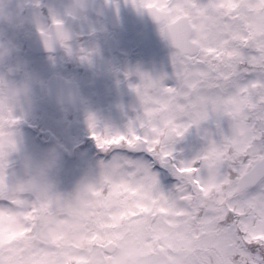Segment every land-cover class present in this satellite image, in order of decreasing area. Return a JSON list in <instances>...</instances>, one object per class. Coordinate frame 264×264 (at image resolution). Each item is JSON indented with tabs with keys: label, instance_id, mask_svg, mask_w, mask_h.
Listing matches in <instances>:
<instances>
[{
	"label": "snow or ice",
	"instance_id": "snow-or-ice-1",
	"mask_svg": "<svg viewBox=\"0 0 264 264\" xmlns=\"http://www.w3.org/2000/svg\"><path fill=\"white\" fill-rule=\"evenodd\" d=\"M131 2L170 44L171 76L141 74L124 132H97L89 116L118 170L77 209L54 191L22 201L20 221L0 222V264H95L89 254L117 246L136 250L134 264H264V0ZM210 116L228 131L177 159L175 138ZM16 122L0 115V204ZM69 215L81 218L75 239L46 227Z\"/></svg>",
	"mask_w": 264,
	"mask_h": 264
},
{
	"label": "flooded vegetation",
	"instance_id": "flooded-vegetation-1",
	"mask_svg": "<svg viewBox=\"0 0 264 264\" xmlns=\"http://www.w3.org/2000/svg\"><path fill=\"white\" fill-rule=\"evenodd\" d=\"M19 2L24 7V15L30 18L35 13L37 17V22L26 25L28 35L13 33L3 26L0 29L12 35L19 45L18 52L8 62L11 77L26 80L33 89L29 97L21 99L20 106L31 102L34 106V97L38 94V106L43 113L73 111L68 104L48 108L45 100L48 79L61 78L55 82L53 91L56 92L76 93V88H68L71 84L62 79L74 83L80 94V106L85 96L110 94L115 86H124L127 79L156 73L163 53L172 51L166 47L150 13L135 7L131 0ZM73 5L77 9L74 15L70 12ZM53 18L71 30L72 39L46 48L39 39L38 25L51 24ZM3 71L0 68V74ZM17 109L20 107L13 110L16 118ZM29 118L31 122L34 120L32 114Z\"/></svg>",
	"mask_w": 264,
	"mask_h": 264
},
{
	"label": "clouds",
	"instance_id": "clouds-1",
	"mask_svg": "<svg viewBox=\"0 0 264 264\" xmlns=\"http://www.w3.org/2000/svg\"><path fill=\"white\" fill-rule=\"evenodd\" d=\"M77 11L73 5L71 14ZM37 22L35 13L29 18L24 15V7L19 0H0V26L10 28L13 33L22 32L27 36L26 25ZM42 30V31H41ZM39 39L53 44L72 39V32L62 23L38 25ZM19 45L12 35L0 29V115L7 116L20 106L22 98L32 94V86L24 79H14L9 72L8 62L18 52ZM68 149L54 139L44 148L34 153L23 154L17 163L15 174L5 189L7 203L0 204V222L15 224L23 217L22 201L36 200L38 197L52 192L58 183L65 154ZM120 162L109 159L99 163L95 168H88L74 181L71 189L63 195L65 207L77 209L90 199L94 190L98 189L104 174H113L118 170ZM81 226L79 215H69L63 218H46V227L52 231L75 239L74 232ZM83 245L87 241L81 238ZM95 264H134L136 250L132 246L115 247L110 251L96 250L89 254Z\"/></svg>",
	"mask_w": 264,
	"mask_h": 264
},
{
	"label": "rangeland",
	"instance_id": "rangeland-1",
	"mask_svg": "<svg viewBox=\"0 0 264 264\" xmlns=\"http://www.w3.org/2000/svg\"><path fill=\"white\" fill-rule=\"evenodd\" d=\"M170 55L171 54L164 53L163 59L160 65L161 67L160 72L157 74H154V76H152L153 78L159 77V76H166V77L171 76L172 70H171V65H170ZM130 82L131 83L129 84V87L122 86L121 88L119 86H115L113 92L110 94L91 95L92 99H89V100H87L88 97L85 98L82 107L79 108L75 116V117H78L81 128L87 129L84 132V135L91 137V132L93 131V129H90L89 127V116H92L95 122L96 121L101 122L102 125H105L107 127L114 126V128L112 129L116 132H123L121 129V124L125 121V119L129 120V125L135 123L136 117L138 116L140 112V105H139V99L132 86L138 84L140 82V78L138 82L135 78L130 79ZM163 82L166 85H169L172 83L171 79H168V78L164 79ZM36 95L38 94H35L34 106L32 102L29 104H26V106L25 105L19 106L20 109H17L15 113L18 116H24V115L29 116L31 113H33L34 118L41 117L43 115L42 120L44 122L54 121V124H60V127H57V126L55 127V125L54 126H49L47 124L44 125L41 122L42 127H39L41 130V137L47 140L49 138V134L46 131H48L51 135L56 136L60 134L61 130L64 131L66 129L67 123L61 122L60 114H56V113L47 114V113L41 112V108L38 106L39 102H38V98ZM104 104H106V107L108 108V110L104 108L105 106ZM32 106H33V112H32ZM121 109L123 111L119 114V111ZM214 121H215V117L210 116L208 120L201 121L198 125H193L189 127L188 130L185 132L188 134L187 141L193 148V151L196 150L198 147L203 148L206 145L208 135H211L213 139H216L218 137L220 130H223L224 132L228 131V124L226 120L221 119L220 124H225V126H220V129L217 128ZM213 125H215L216 128H214ZM32 126L37 127L38 126L37 121H33ZM47 126H49V128ZM128 126L126 124L124 131L127 130ZM99 127L100 126H95V131L101 132V129ZM213 128L215 129L214 133L211 130ZM179 139L180 137L175 138L172 144L173 151L175 150L174 147L176 146V143L178 142ZM33 140H35V138L30 132L28 133L26 131H23L21 135L16 138V150L9 154V156L7 157L8 161L15 159L18 162V160L23 154L34 153L35 149L33 145ZM183 148L184 147L181 146V148H177L176 150L178 151ZM186 148L184 150L187 153L188 151H186ZM188 154L185 155V157H187ZM86 155L89 157L91 153H86ZM176 156L178 157V158L176 157L177 159L179 158L181 159L183 155L180 156V153L178 152ZM192 156L193 155L190 154L189 158H191ZM16 168L17 167L6 171L7 172V177H6L7 182H10L12 180L15 174ZM67 180H68V173H65L63 169L60 170V172L58 173V183L56 184L55 187L57 186L59 187V185L61 186V185L67 184L66 183Z\"/></svg>",
	"mask_w": 264,
	"mask_h": 264
},
{
	"label": "trees",
	"instance_id": "trees-1",
	"mask_svg": "<svg viewBox=\"0 0 264 264\" xmlns=\"http://www.w3.org/2000/svg\"><path fill=\"white\" fill-rule=\"evenodd\" d=\"M101 132L104 130L114 131L112 128H109L105 125L99 124ZM114 128V126H113ZM112 129V130H111ZM50 143L44 142H36L34 144V149L37 151L40 148L46 147ZM65 147L68 149V153L65 154L63 165L61 170L63 169L65 173H68L67 184L59 185V187L54 188V192L59 193L60 195H64L67 191H69L77 179L78 176L81 175L88 168H95L101 161L106 162L112 157V152H102L96 145L93 137H85L80 142H67L63 143ZM189 146H191L189 144ZM201 147V146H200ZM202 148H197L193 151L194 155L196 152L201 150ZM86 153H91L88 157ZM18 163V162H17ZM15 163L12 166H17Z\"/></svg>",
	"mask_w": 264,
	"mask_h": 264
},
{
	"label": "water",
	"instance_id": "water-1",
	"mask_svg": "<svg viewBox=\"0 0 264 264\" xmlns=\"http://www.w3.org/2000/svg\"><path fill=\"white\" fill-rule=\"evenodd\" d=\"M166 42H167V45L169 47H171L167 40H166ZM48 93H49V90H48ZM72 96L73 95H71V99H72ZM56 97H59L63 102L64 101H67V102L72 103V100H69L70 99V96L68 94H60V93H58V94L55 93V94H49V95H47L48 103L54 101L53 99H55ZM75 103H74V105H75Z\"/></svg>",
	"mask_w": 264,
	"mask_h": 264
}]
</instances>
